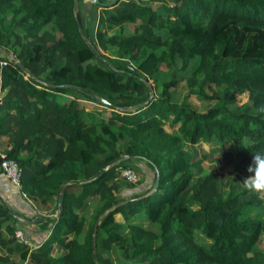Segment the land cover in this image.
<instances>
[{
  "label": "trees",
  "instance_id": "trees-1",
  "mask_svg": "<svg viewBox=\"0 0 264 264\" xmlns=\"http://www.w3.org/2000/svg\"><path fill=\"white\" fill-rule=\"evenodd\" d=\"M112 1L0 0V160L57 214L40 217L50 232L32 248L0 201V264H112L111 245L123 264H264L263 199L223 195L217 172L194 178L203 156L187 148L264 153V0ZM180 82L204 111L175 98ZM132 161L152 180L124 194L121 169L143 173Z\"/></svg>",
  "mask_w": 264,
  "mask_h": 264
},
{
  "label": "rangeland",
  "instance_id": "rangeland-1",
  "mask_svg": "<svg viewBox=\"0 0 264 264\" xmlns=\"http://www.w3.org/2000/svg\"><path fill=\"white\" fill-rule=\"evenodd\" d=\"M155 8H158L159 5L155 4ZM48 29H51L50 26H48ZM133 32V25L132 24H125L123 28V33L130 34ZM175 98L177 100L185 99L187 100L195 109L198 111H204L206 107L208 106L206 101L198 97L197 95H191L187 96V90L185 88V83L180 82L176 92H175ZM247 101V94H241L237 95L236 104L234 105H240ZM86 109H90L92 107V104L83 102L82 103ZM233 105V106H234ZM105 116L107 114H104ZM166 128L169 129V127L166 125ZM190 151L195 152V160L201 159L203 156L202 162L200 164V171L195 174L194 178L197 176L209 173V172H217L221 174V182L220 187L223 195H226L227 192L232 191L233 193H239L244 189L242 182L245 178H247L251 173L247 172V168L251 163H246L241 159V155L237 153L235 147L232 144H216L215 142H200L197 145H194L192 148L189 146L187 147ZM133 167H140L143 170V173L139 170L137 172V175H133L131 177V180L126 179L127 182H125L126 188L124 189V194H131L137 191H142L144 188H147L152 180V171L149 170L144 165L140 164L138 161H132ZM124 171H122L123 173ZM139 189V190H138ZM258 195L263 199L264 201V193H258ZM188 204L192 207H197V203L189 199ZM45 216L49 215L51 211H55L54 206H48L45 210ZM260 213L264 214V210L260 211ZM142 213L137 214L134 216L133 221L138 222L140 219H142ZM118 220H122L123 218L119 215L116 216ZM140 222V221H139ZM144 225L148 226V222L146 219L143 220ZM150 228L156 230V226L149 225ZM26 229L29 228L28 225L25 226ZM22 227H18L17 229H20L23 231L25 238L27 239L28 243L30 241V237L26 235V230L21 229ZM35 229V228H34ZM87 229V228H86ZM118 232L121 233L123 236L128 237L129 239V231L127 226L122 222L118 228ZM105 236L104 232L99 233V238ZM83 234L79 236V239L82 240ZM194 239L200 243L209 244L210 240L207 239L204 235L199 233L198 231L194 232ZM257 247L260 250L264 251V234L261 235L260 240L257 243ZM53 255L55 257L60 256L59 250H55L53 252ZM103 256L110 259L112 264H123L122 254L121 250L115 245H111L109 250L103 252ZM14 260V257L11 258L12 262ZM8 264H11V263Z\"/></svg>",
  "mask_w": 264,
  "mask_h": 264
},
{
  "label": "crops",
  "instance_id": "crops-1",
  "mask_svg": "<svg viewBox=\"0 0 264 264\" xmlns=\"http://www.w3.org/2000/svg\"><path fill=\"white\" fill-rule=\"evenodd\" d=\"M3 94L4 92L0 91V97ZM0 201L9 207L11 209L10 212L13 214V219L6 221V224L15 225V229L22 227L21 229L26 230V235L30 237L28 243L30 247L36 248L48 237L49 228L44 231L41 230L40 225H51L52 221L40 220V217H45L46 219L57 218L55 211H51L49 215L45 216L44 210L53 204L42 205L31 196L29 200L22 198L20 191L10 183L2 172H0ZM26 225L29 228L26 229Z\"/></svg>",
  "mask_w": 264,
  "mask_h": 264
},
{
  "label": "built area",
  "instance_id": "built-area-1",
  "mask_svg": "<svg viewBox=\"0 0 264 264\" xmlns=\"http://www.w3.org/2000/svg\"><path fill=\"white\" fill-rule=\"evenodd\" d=\"M128 68L133 69V64L128 63ZM1 160H0V170L5 175V177L10 181L11 184H13L19 191L22 196V198L29 200L30 196L22 190L21 186V168L16 160L13 158L5 157L4 154H1ZM122 171H124L122 173ZM121 176H123L125 179L131 180V177L134 174V172L129 168H122L121 169ZM15 237L19 241H23L28 243L27 239L25 238L23 231L20 229H17L15 231Z\"/></svg>",
  "mask_w": 264,
  "mask_h": 264
},
{
  "label": "clouds",
  "instance_id": "clouds-1",
  "mask_svg": "<svg viewBox=\"0 0 264 264\" xmlns=\"http://www.w3.org/2000/svg\"><path fill=\"white\" fill-rule=\"evenodd\" d=\"M247 172L251 175L242 182L244 189L252 193H264V153L257 152L252 155Z\"/></svg>",
  "mask_w": 264,
  "mask_h": 264
},
{
  "label": "water",
  "instance_id": "water-1",
  "mask_svg": "<svg viewBox=\"0 0 264 264\" xmlns=\"http://www.w3.org/2000/svg\"><path fill=\"white\" fill-rule=\"evenodd\" d=\"M92 1H98V0H92ZM116 0H113L112 2H115ZM157 184H158V179L156 180V183H155V186H157ZM61 199H62V195L60 194L59 195V199H58V203H59V205H61Z\"/></svg>",
  "mask_w": 264,
  "mask_h": 264
}]
</instances>
